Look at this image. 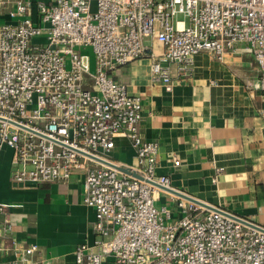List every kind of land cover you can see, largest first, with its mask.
Segmentation results:
<instances>
[{
    "label": "built area",
    "instance_id": "2783aa9c",
    "mask_svg": "<svg viewBox=\"0 0 264 264\" xmlns=\"http://www.w3.org/2000/svg\"><path fill=\"white\" fill-rule=\"evenodd\" d=\"M7 7L0 152H12L15 184L65 182L83 172L93 240L75 248L74 264H264V231L159 188H170L169 179L157 173V144L138 134L141 99L114 79L149 54L151 80L170 92L171 65L188 74L194 55L221 60L240 45L264 91V0H0V10ZM153 38L159 55L145 44ZM118 136L134 150L131 166L107 159ZM162 196L169 208L159 210ZM11 207L0 203V239L12 229ZM11 251L5 264H30L39 253L34 244ZM39 264L51 263L39 256Z\"/></svg>",
    "mask_w": 264,
    "mask_h": 264
},
{
    "label": "crops",
    "instance_id": "0c3cea01",
    "mask_svg": "<svg viewBox=\"0 0 264 264\" xmlns=\"http://www.w3.org/2000/svg\"><path fill=\"white\" fill-rule=\"evenodd\" d=\"M7 10H0V25L10 22ZM145 44L160 54L159 46ZM169 69L170 92L151 80L149 54L114 76L141 99L138 134L158 146L157 173L168 177L171 189L264 227V91L257 86L253 56L237 45L221 60L208 52L194 55L188 74L176 65ZM107 159L133 165L130 142L116 137ZM11 160L4 148L0 203L13 207L7 212L12 229L0 239V264L14 259V245L32 244L39 253L30 264H39V256L51 264H74L75 248L93 240L94 212L82 203L83 172L65 182L15 184ZM170 208L174 219L177 212Z\"/></svg>",
    "mask_w": 264,
    "mask_h": 264
},
{
    "label": "water",
    "instance_id": "95a60500",
    "mask_svg": "<svg viewBox=\"0 0 264 264\" xmlns=\"http://www.w3.org/2000/svg\"><path fill=\"white\" fill-rule=\"evenodd\" d=\"M93 160H95L98 163L103 164V165H112L111 163L105 162V161L100 160V159H97V158H93ZM124 172L125 173H128L126 170H124ZM133 176L139 178L137 175H133ZM159 188L162 189L163 191L169 193V194H172V195H175V196H177V197H179L181 199H184V200H186V201H188V202H190V203H192V204H194V205H196L198 207H202V208L207 209V210H210V211L222 213L223 215H226V216L232 218L233 220H235V221H237L239 223H242L244 225H247V226H250V227L259 229L261 231H264V229L258 227L255 224H252V223H250V222H248V221H246V220H244L242 218H239L237 216H234L232 214H229L228 212H225L223 210H220L219 208H215L213 206H210V205H208V204H206L204 202H201L200 200H197V199H194L192 197H189V196H187V195H185V194H183L181 192H178V191L173 190L171 188H164V187H159Z\"/></svg>",
    "mask_w": 264,
    "mask_h": 264
},
{
    "label": "rangeland",
    "instance_id": "374dc122",
    "mask_svg": "<svg viewBox=\"0 0 264 264\" xmlns=\"http://www.w3.org/2000/svg\"><path fill=\"white\" fill-rule=\"evenodd\" d=\"M152 42H153V45H154V46H158V44L156 43V41H155L154 38H153ZM82 51L85 52V53H87V54L90 56V71L93 72V69H94V61H93V56H92V53H91V49H90V47L85 48V49H83ZM165 204H166V205L168 206V208H169V203H167V202L164 200V197L162 196V197L160 198L159 201L155 202L154 205H155V207H156L157 209L160 210V208H161L162 206H164ZM172 216H175V215L172 214Z\"/></svg>",
    "mask_w": 264,
    "mask_h": 264
}]
</instances>
